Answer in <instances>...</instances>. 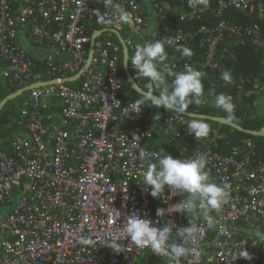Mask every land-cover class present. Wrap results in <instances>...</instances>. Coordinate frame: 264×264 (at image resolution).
<instances>
[{
	"label": "built area",
	"instance_id": "1",
	"mask_svg": "<svg viewBox=\"0 0 264 264\" xmlns=\"http://www.w3.org/2000/svg\"><path fill=\"white\" fill-rule=\"evenodd\" d=\"M169 7L170 0H0V84L3 80L23 89L58 81L23 93L26 100L16 113L22 133L8 141L0 138V264H264V146L252 138L221 144L219 132L210 129L206 137L190 135L191 115L199 114L208 98L200 97L201 103L183 114L162 113L158 120H144L143 108L132 118L123 114L133 101L122 96L126 78L119 68L124 54L117 35L133 53L137 45L156 41L165 51L186 47L190 58L194 45L205 48L201 62L180 56L164 61L165 71L191 68L203 76L235 58L239 47L252 45L264 52L260 24L225 18L230 10H239L264 20V0H196L180 20L211 13L217 24L177 35L167 33L169 25L149 32L153 16L166 15ZM115 9L125 15L118 16ZM100 31L86 68L92 37ZM27 44L52 51L37 60ZM82 70L76 81L63 82ZM136 76L148 88V80ZM173 78L166 75L169 86ZM256 88L264 90L259 84ZM227 97L234 102L233 115L239 113L242 87ZM158 143L173 144L169 151L174 159L203 156L209 182L228 193L219 209H209L211 225L200 209L183 216L171 208L186 193L166 188L153 198L144 191V172L158 160ZM157 209L169 212L160 217ZM133 212L172 226L170 244L183 243L189 252L175 257L136 246L121 231ZM189 223L198 233L194 241L184 242L176 232ZM81 238L93 243L81 244ZM113 240L120 246L114 251L106 247ZM242 249L250 259L234 258Z\"/></svg>",
	"mask_w": 264,
	"mask_h": 264
},
{
	"label": "clouds",
	"instance_id": "2",
	"mask_svg": "<svg viewBox=\"0 0 264 264\" xmlns=\"http://www.w3.org/2000/svg\"><path fill=\"white\" fill-rule=\"evenodd\" d=\"M116 14L123 17L125 13L121 9L114 10ZM190 50L184 48L182 55L189 56ZM130 64L137 76L148 80L147 87L149 91L143 93L144 99L151 100L153 106L157 109L163 108L167 112L183 114L192 104H200V97L203 96L202 73L198 70L188 68L184 72L173 73L165 71L167 66L164 61L167 59V53L160 41L148 42L143 45H137L134 55L129 57ZM163 66V67H161ZM166 75L174 77L169 86ZM136 76V77H137ZM221 78L228 82L231 79L229 71H224ZM160 90L158 97L153 96L152 89ZM155 97V99H154ZM144 104V100L136 99L123 114L129 118L138 115ZM214 104L216 107L228 114L231 119L234 105L229 97L223 93L216 96ZM115 105H119L115 102ZM155 119H159V114ZM190 135L195 139L206 137L209 133V125L200 120H191L187 126ZM146 153L141 148L139 159L143 161ZM206 169V160L203 156L195 159H174L160 150L156 163H149L147 170L144 172L141 185L144 191L153 198H160L167 188L171 193H186L187 197L173 205L171 208L177 209V214H193L197 209L202 210L203 218L211 225L212 217L208 214L209 209H219L227 202L228 193L224 188L215 183L209 182V175ZM165 209H157L156 215L163 217L168 214ZM121 231L125 237L139 247H150L154 253L161 251H170L175 257L184 256L189 249L184 244H170V234H173L172 226H160L150 219L142 218L137 212H133L124 222ZM198 229L195 225L190 224L187 227L179 228L176 236L184 242L194 241ZM81 244H91L93 241L80 239ZM106 247L115 250L120 247L115 240L111 241ZM250 259L249 253L242 249L234 257Z\"/></svg>",
	"mask_w": 264,
	"mask_h": 264
},
{
	"label": "trees",
	"instance_id": "3",
	"mask_svg": "<svg viewBox=\"0 0 264 264\" xmlns=\"http://www.w3.org/2000/svg\"><path fill=\"white\" fill-rule=\"evenodd\" d=\"M190 2V6L184 7V2ZM196 0H170V7L166 13V16L170 19L169 23V31L167 32L169 35H177L180 33L186 32H194L201 28L203 25L213 26L218 23L219 19L211 18L210 14L202 15L201 18L182 22L180 20V15L182 13H187L194 7V3ZM107 9L112 7H106ZM225 18L227 20L235 21L238 24L242 25H253L260 24L264 30V20H262L257 14L248 15L239 10H230L225 14ZM93 30L98 29L97 25H94ZM120 33L124 34L123 29H120ZM182 50H174L173 48L166 49L167 59L166 62L172 60L174 56H180L183 60L189 61H197L201 62L205 58L206 49L200 48L199 46L194 45V56L190 58V56L182 55ZM130 57L134 55L133 51L129 52ZM129 59V67L133 75H135V71L130 64ZM0 65L3 66L1 62ZM120 72L123 77L126 78L124 64H123V56L121 57L119 63ZM1 69V67H0ZM223 70H229L236 77V84L234 81L225 82L221 75ZM240 78L245 80L244 84L239 82ZM203 84V96L201 98L207 99L208 103L201 105L199 108V114L212 116V117H225L228 118V114L225 113L220 108L216 107L214 104L215 98L217 95L223 93L224 95L233 94L236 95L237 89L242 87V91L244 93L243 101L238 105L239 113L232 115L230 121L236 123L237 125L243 127L248 130L258 131L264 127V114L257 113V100L264 94V90L260 91L256 87L263 86L264 87V52L256 49L252 45H247L244 47H239L237 49L236 57L232 59L226 60L224 64L220 65L217 69H208L206 74L201 77ZM250 80V82L248 81ZM139 86L146 92L149 91L148 88L145 87L144 81L142 79H137ZM19 88L16 86H12L9 82L1 80L0 84V102L8 97L9 95L18 91ZM152 94L159 96L160 90L153 88ZM122 96L125 100L135 101L136 99L144 100L143 111L144 114L142 118L145 120H151L152 117L157 114L161 115L162 113L172 115L175 112L169 110L167 112L165 109L160 108L157 109L153 106V102L151 100L144 99V96L135 91L127 81V78L123 85ZM22 102V101H21ZM21 102H19L18 98L10 101L5 108L2 110L0 114V138L8 141L9 138L15 133H22L20 131V127L17 124L18 116L16 115L18 108L20 107ZM234 102H232L233 104ZM244 112H247L245 115ZM200 120V119H195ZM209 125L210 130H216L219 132V142L222 144L225 141H232L234 144L238 143L240 140L244 138H252L255 140L259 147L264 146V137H255L248 133H244L238 131L231 126L222 125L219 123H215L211 120H200ZM133 125L138 123L137 118H133L131 120ZM11 123L12 128H9V124ZM157 148L162 149L163 152L167 155H170L171 145L160 146V143L156 144Z\"/></svg>",
	"mask_w": 264,
	"mask_h": 264
},
{
	"label": "water",
	"instance_id": "4",
	"mask_svg": "<svg viewBox=\"0 0 264 264\" xmlns=\"http://www.w3.org/2000/svg\"><path fill=\"white\" fill-rule=\"evenodd\" d=\"M103 32L104 31L96 32V33H94V35L92 37V42L90 44L89 59H88V63L86 65V68H88L91 65L92 60L94 58L95 41H96L97 37L99 35H101ZM117 35H118V38H119V40H120V42L122 43V46H123V54H124L123 64H124L125 74H126V78H127L128 83L139 94L142 95L143 93H147L146 91H144L139 86L136 78L134 77V75L132 74V72L130 70V67H129L130 54H129V49H128V46H127L125 40L123 39V37L118 32H117ZM83 73H84V70H82L79 74H77L76 76H74L72 78L64 79L63 82H74L77 79H79ZM56 82H58V81L37 83V84L31 85V86L25 87L23 89H19L18 91H16L15 93L9 95L8 97H6L5 99H3L0 102V114H1L2 110L5 108V106L10 101L15 100L18 97L22 96L23 93H25V92H27V91H29L31 89L46 85V84H51V83H56ZM153 96L158 97V96H156L154 94H153ZM155 97H154V99H155ZM191 117L194 118V119H200V120H207L208 119V120H211V121H213L215 123L231 126L232 128H234V129H236L238 131H241V132H244V133H248V134H250L252 136H255V137H264V127L261 128L258 131H255V130L244 129L243 127L237 125L236 123L230 121L228 118H225V117H212V116H207V115H202V114H192Z\"/></svg>",
	"mask_w": 264,
	"mask_h": 264
},
{
	"label": "rangeland",
	"instance_id": "5",
	"mask_svg": "<svg viewBox=\"0 0 264 264\" xmlns=\"http://www.w3.org/2000/svg\"><path fill=\"white\" fill-rule=\"evenodd\" d=\"M170 23V19L165 15V16H162V15H160V16H153V18H152V24H151V26H150V28L151 27H153V28H156L157 26H167L166 24H169ZM117 28H121V26H117ZM40 50V53L42 54V55H45V54H47L48 52H45L46 50L45 49H39ZM18 100H19V102H24L25 100H26V95H22V96H20V97H18ZM262 104H261V112H262V114H264V96L262 97ZM21 102V103H22Z\"/></svg>",
	"mask_w": 264,
	"mask_h": 264
},
{
	"label": "crops",
	"instance_id": "6",
	"mask_svg": "<svg viewBox=\"0 0 264 264\" xmlns=\"http://www.w3.org/2000/svg\"><path fill=\"white\" fill-rule=\"evenodd\" d=\"M165 16V15H164ZM152 24V23H151ZM166 25H169V24H166ZM154 28L153 27H151L150 29H149V32L150 31H152ZM26 48L36 57V59L37 60H39V59H42V58H45V56L49 53V52H51L52 50H50V49H45V48H41V47H38V46H33V45H30V44H27L26 45ZM39 49H45L46 51L45 52H48L47 54H45V55H42L41 53H40V50ZM0 73H1V69H0ZM264 96V94L263 95H261V97L257 100L258 102H257V113L258 114H262V110L260 109L261 108V104H262V97Z\"/></svg>",
	"mask_w": 264,
	"mask_h": 264
}]
</instances>
